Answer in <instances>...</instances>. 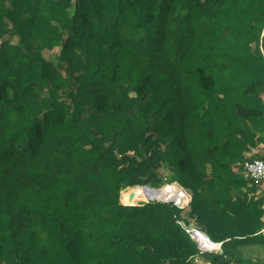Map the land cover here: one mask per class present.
<instances>
[{
  "label": "trees",
  "instance_id": "trees-1",
  "mask_svg": "<svg viewBox=\"0 0 264 264\" xmlns=\"http://www.w3.org/2000/svg\"><path fill=\"white\" fill-rule=\"evenodd\" d=\"M263 22L264 0H0L19 36L0 46V264H190L179 209L119 201L163 163L224 241L211 264H253L234 249L264 244L263 212L234 161L264 125Z\"/></svg>",
  "mask_w": 264,
  "mask_h": 264
},
{
  "label": "rangeland",
  "instance_id": "rangeland-1",
  "mask_svg": "<svg viewBox=\"0 0 264 264\" xmlns=\"http://www.w3.org/2000/svg\"><path fill=\"white\" fill-rule=\"evenodd\" d=\"M2 29H6L7 31L4 33L3 36L0 37V46H2L3 49H6L7 47L13 48L15 46H18L19 36L17 33H12V27L6 24L2 27ZM259 37H260V41L262 42L260 51L262 52L264 57V22L262 24ZM58 51H59V47H53L50 51H45L44 55L45 57H48L50 55L52 57H56ZM261 100L263 101L264 104L263 92L261 93ZM236 140H238L237 146H238L239 156L234 161V171L238 172L240 166L243 164L244 161L255 157L264 156V125L262 129L255 128L252 125H249L247 127H245L244 125L242 129H239ZM240 158H242L243 160H240ZM163 165L164 166H160V168H157L155 170V178H151L150 181H146V183L144 184H136L133 186H128L120 190L118 195L119 201L122 204H126V205H140L144 202L149 201L148 199L150 198L146 193V191H150V190H146L144 187H149L154 190H160L166 187H170L174 183L180 187H183L177 181H173L169 178L170 167L167 166V163H163ZM206 170L208 171L209 167H207ZM183 188L185 190L186 196L187 194L190 195V201H191L192 191L185 187ZM138 191L140 192L139 197L137 196ZM241 191L244 194H246L247 199L249 201L259 200L257 201L259 204L258 207L263 212L259 218V221L262 223L261 225L262 228L264 226V192H259V194H256L257 191L256 189H252L248 187H245L243 189L241 188ZM155 201L164 202L159 199ZM168 203H172V201ZM180 212L181 214L187 213L188 215L192 216L195 219V217L191 214L190 205H188L187 208H185ZM256 235H260V234H257L256 232ZM235 254H237V256H239L244 261H248L253 264H264V244L250 243L246 245H238L234 249V257Z\"/></svg>",
  "mask_w": 264,
  "mask_h": 264
},
{
  "label": "built area",
  "instance_id": "built-area-1",
  "mask_svg": "<svg viewBox=\"0 0 264 264\" xmlns=\"http://www.w3.org/2000/svg\"><path fill=\"white\" fill-rule=\"evenodd\" d=\"M238 173L247 186L257 189V192H264V156L248 159L240 166ZM149 201L158 200L156 198H149ZM161 200V199H159ZM169 202L167 200H162ZM174 206L180 211L188 207L190 203V195L187 194L184 201L171 200ZM170 201V202H171ZM176 224L187 234L189 239L195 244L197 255H213L226 257L223 248L224 241H215L211 239L202 229H200L195 222V219L187 213L181 214L180 218L176 219ZM264 237V227L257 232ZM229 264H237L235 261H230Z\"/></svg>",
  "mask_w": 264,
  "mask_h": 264
},
{
  "label": "crops",
  "instance_id": "crops-1",
  "mask_svg": "<svg viewBox=\"0 0 264 264\" xmlns=\"http://www.w3.org/2000/svg\"><path fill=\"white\" fill-rule=\"evenodd\" d=\"M252 189H256V188L252 187ZM256 194H259V192L256 191ZM262 228H260L259 230H261ZM208 255L205 254V255L200 256V255L195 254V255L191 256L188 261L190 262V264H211V260H210V257Z\"/></svg>",
  "mask_w": 264,
  "mask_h": 264
},
{
  "label": "water",
  "instance_id": "water-1",
  "mask_svg": "<svg viewBox=\"0 0 264 264\" xmlns=\"http://www.w3.org/2000/svg\"><path fill=\"white\" fill-rule=\"evenodd\" d=\"M146 190H152V191H156V190H154V189H152V188H149V187H144ZM167 201H171V200H167ZM235 262H238L237 260L235 261Z\"/></svg>",
  "mask_w": 264,
  "mask_h": 264
},
{
  "label": "bare ground",
  "instance_id": "bare-ground-1",
  "mask_svg": "<svg viewBox=\"0 0 264 264\" xmlns=\"http://www.w3.org/2000/svg\"><path fill=\"white\" fill-rule=\"evenodd\" d=\"M183 193H184V196H185V197L182 196L180 202H181V201H184V200L186 199V193H185V191H183ZM183 198H184V199H183ZM171 200H172V199H171ZM175 201H176V200H175Z\"/></svg>",
  "mask_w": 264,
  "mask_h": 264
}]
</instances>
